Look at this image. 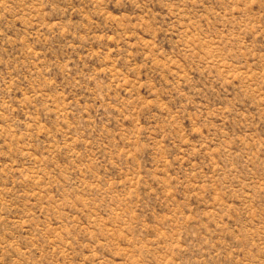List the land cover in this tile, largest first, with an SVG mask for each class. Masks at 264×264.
<instances>
[{"label": "rangeland", "instance_id": "374dc122", "mask_svg": "<svg viewBox=\"0 0 264 264\" xmlns=\"http://www.w3.org/2000/svg\"><path fill=\"white\" fill-rule=\"evenodd\" d=\"M0 264H264V0H0Z\"/></svg>", "mask_w": 264, "mask_h": 264}]
</instances>
